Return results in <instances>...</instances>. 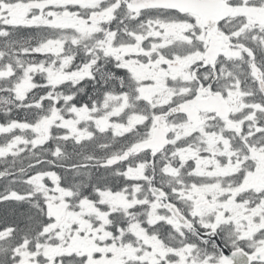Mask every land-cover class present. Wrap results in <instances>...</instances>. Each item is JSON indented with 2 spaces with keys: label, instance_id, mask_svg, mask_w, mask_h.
<instances>
[{
  "label": "snow or ice",
  "instance_id": "6c2138e0",
  "mask_svg": "<svg viewBox=\"0 0 264 264\" xmlns=\"http://www.w3.org/2000/svg\"><path fill=\"white\" fill-rule=\"evenodd\" d=\"M0 264H264V0H0Z\"/></svg>",
  "mask_w": 264,
  "mask_h": 264
}]
</instances>
